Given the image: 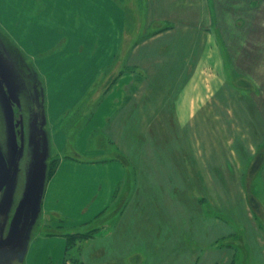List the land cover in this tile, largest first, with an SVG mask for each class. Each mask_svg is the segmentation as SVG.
Listing matches in <instances>:
<instances>
[{"label": "rangeland", "instance_id": "1", "mask_svg": "<svg viewBox=\"0 0 264 264\" xmlns=\"http://www.w3.org/2000/svg\"><path fill=\"white\" fill-rule=\"evenodd\" d=\"M127 8L125 49L134 50L135 57H121L118 75L113 72L102 78L98 89L88 95L86 109L74 117L78 119V113L83 117V113L85 117L93 114L117 82H121L122 101L129 102V106L114 111L119 113V119H111L113 115L108 118V125L102 132L97 131L91 148H104L102 155L96 154L92 159L111 156L118 150L127 168L126 179L104 214L69 229L68 233L83 232L86 236L79 242L78 238L73 240L67 252L70 264H83L81 253L93 239L110 248L111 238H98L111 235L122 219H127L124 218L127 212L134 215L128 226L133 227L136 239L143 240V244L136 243L135 261L126 252L111 259L114 252H108L110 258L96 264H264V124H260L257 96L234 86L235 79L219 89L215 76L216 92L184 126L183 134L175 126L170 127L172 131L168 127L164 139L152 133L150 143L145 144L151 153L166 145L172 151L168 158L174 157L183 172H160L154 168L159 166L154 158L142 169L144 163L139 152L147 137L149 121H154L165 96L186 80L198 57H183L180 70V66L174 69L173 65L172 72L166 74L168 77L160 79L163 65L160 53L173 39L174 32L164 23L146 26L144 0H128ZM0 41V146L9 167H14L12 177L0 193V264H23L26 241L17 252L8 249L15 239L20 215L26 205L31 206L32 219L26 236L30 240L41 229L40 199L49 174L62 158L70 157L69 147L75 158L83 159L76 150L82 126L77 120L67 148L58 153L51 139V128L44 123L41 79L27 57H15L2 38ZM125 72L132 76L126 77ZM130 102L136 106L134 124L130 121V125H123L125 113L132 111ZM141 105L145 108L141 109ZM177 141L193 158L197 169L194 185L189 179L190 163L186 157L185 161L179 157ZM164 180L171 184L166 187L173 195L164 186ZM173 199L181 204L176 201L174 205ZM175 213L177 217L183 216V223L177 227L184 226V230L182 241L171 247L167 243L169 235L164 231L168 224H174ZM101 253L93 255L100 257Z\"/></svg>", "mask_w": 264, "mask_h": 264}, {"label": "crops", "instance_id": "2", "mask_svg": "<svg viewBox=\"0 0 264 264\" xmlns=\"http://www.w3.org/2000/svg\"><path fill=\"white\" fill-rule=\"evenodd\" d=\"M127 2L0 0V39L15 57H27L41 79L44 123L51 128L55 150L60 153L67 148L68 137L73 135L70 132L76 128L77 120L82 126L77 135L76 150L84 160L75 158L69 147L67 155L70 157L58 162L44 184L39 207L41 229L30 240L25 239L23 264H70L66 261L63 234L104 214L126 179L127 168L118 150L111 156L104 151L105 157L92 159L96 154L102 155L104 148H91L92 141L98 137L97 131L102 132L108 125V118L113 115L111 119H119V113L114 111L129 106V102L122 101L121 82H117L93 114L85 117L83 113V117L78 113V119L74 117L81 109H86L88 95L98 89L102 78L113 72L114 76L118 75L121 57H135L134 50L128 52L129 48L125 49ZM144 16L146 26L164 23L174 32L173 39L160 53L163 57L160 79L168 77L166 74L172 72L173 65L174 69L178 68L183 57H198L186 80L165 96L154 121H149L147 137L139 152V158L145 164L141 165L142 169L154 158L159 164L154 168L160 172L171 170L181 174L183 171L176 159L168 158L172 151L166 145L151 153L145 144L150 143L152 133L164 139L168 127L172 131L170 127L175 126L177 132L183 134L184 126L216 92L215 76L219 89L230 83V79H235L237 84L234 86L254 93L260 124H264V0H144ZM127 73L126 77L132 76ZM163 87L166 89V85ZM161 93L169 92L163 90ZM117 98L121 100H114ZM130 104L132 111L125 113V120L120 118L124 120L123 125H130V121L134 124L136 106ZM141 106V109L145 108ZM124 132L127 136L129 129ZM177 143L181 150L179 157L182 161L186 157L190 163L189 179L194 185L197 169L193 166V158L183 151L179 141ZM150 179L155 177L150 176ZM164 184L171 186L166 180ZM170 190L168 192L173 195ZM173 201L174 205L176 201L181 204L177 199ZM175 216L174 224H168L164 231L169 235L168 245L173 246L182 241L184 230V226L177 227L183 223V216L177 217L176 213ZM126 217L111 235L98 238H111L110 248L95 239L88 243L81 253L83 264L107 260L113 252L111 259L126 252L131 255V261H135L136 243L143 244V240L136 239L133 227L128 226L134 215L127 212ZM62 229L66 231L62 232ZM98 251H102L101 256H94L93 253Z\"/></svg>", "mask_w": 264, "mask_h": 264}, {"label": "water", "instance_id": "3", "mask_svg": "<svg viewBox=\"0 0 264 264\" xmlns=\"http://www.w3.org/2000/svg\"><path fill=\"white\" fill-rule=\"evenodd\" d=\"M13 168L9 167L6 157L0 147V193L3 191L8 181L12 177V173L14 171ZM31 219H32V208L30 205H26L23 208V211L19 218L15 239L8 246V249L11 250L12 252H17L25 242L27 230L30 225Z\"/></svg>", "mask_w": 264, "mask_h": 264}, {"label": "trees", "instance_id": "4", "mask_svg": "<svg viewBox=\"0 0 264 264\" xmlns=\"http://www.w3.org/2000/svg\"><path fill=\"white\" fill-rule=\"evenodd\" d=\"M0 43H1V41H0ZM0 80H1V78H0ZM8 89H9V86H8ZM4 94L6 95L7 93L4 91ZM33 96H34V93H33ZM33 100L35 101V99H33ZM32 106H33V103H32ZM31 110H34V108H32ZM16 151H17L16 152V154H17L18 153V150H16ZM53 171H54V168H53L52 172L49 174L48 178L52 175ZM33 189H35V186L33 187ZM63 235L66 238V261L68 260V261L71 262V258L69 256H67V252L69 251V248H70L71 244L73 243V240L76 239V238H78V242H79V241L84 240L86 236H85V234L83 232L74 233V234L64 233Z\"/></svg>", "mask_w": 264, "mask_h": 264}, {"label": "bare ground", "instance_id": "5", "mask_svg": "<svg viewBox=\"0 0 264 264\" xmlns=\"http://www.w3.org/2000/svg\"><path fill=\"white\" fill-rule=\"evenodd\" d=\"M29 227H30V225H29ZM29 227H28V229H29ZM27 232H28V230H27ZM27 235V234H26Z\"/></svg>", "mask_w": 264, "mask_h": 264}]
</instances>
